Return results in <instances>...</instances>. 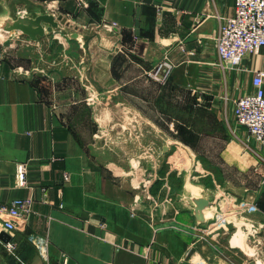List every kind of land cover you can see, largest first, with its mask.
<instances>
[{"label":"crops","instance_id":"obj_1","mask_svg":"<svg viewBox=\"0 0 264 264\" xmlns=\"http://www.w3.org/2000/svg\"><path fill=\"white\" fill-rule=\"evenodd\" d=\"M39 3L18 14H62L79 33L71 39H82L87 53L63 54L52 69L40 71L26 52L22 63L0 57V204L33 199L21 227L8 231L0 222V234L5 231L17 245L10 250L0 237V262L254 264L243 252L244 236L250 226L264 232V151L256 150L244 126H236L240 140L256 156L263 178L254 186L238 185L242 193L236 192L231 206L211 199L215 204L203 210L205 219L195 205L198 198H211L203 188L194 200L181 202L185 211L155 202L153 177L144 183L143 171L128 162L142 155L143 141L114 129L128 126L130 112L144 117L151 110L154 118L159 84L145 80L144 72L163 61L172 64L161 87L167 95L192 83L223 98L234 117L233 100L254 91L253 70L264 68V48L256 57L246 55L240 69L221 64L215 36L222 19L234 15L236 0ZM15 4L0 2L9 12ZM146 123L154 129L155 122ZM150 150L155 155L154 141ZM19 163L27 166L25 185L16 178ZM188 187L191 196L199 186ZM241 201L256 211L236 212Z\"/></svg>","mask_w":264,"mask_h":264},{"label":"rangeland","instance_id":"obj_2","mask_svg":"<svg viewBox=\"0 0 264 264\" xmlns=\"http://www.w3.org/2000/svg\"><path fill=\"white\" fill-rule=\"evenodd\" d=\"M37 1L40 2L14 0L16 4L10 12L25 13L26 10L37 6L36 4H40ZM46 8L47 5L43 6L44 10ZM10 12L0 6V17ZM73 26L61 21L57 29L60 34L53 32L40 37L37 41H29V37L21 32L7 33L0 29V57H10L22 63L26 52L31 56L29 61L32 62L29 63L34 70L40 71L45 67L52 69L56 66L54 59L63 54L87 53L86 45L80 46L84 43L82 39H71L74 37L71 29ZM47 55L51 56V61ZM158 66L159 63L144 72L145 80L157 81L159 84V91L155 93L154 118H151V110H145L149 114L144 113V117L139 113L136 115L130 112L126 121L127 127L123 128L122 125L119 128L114 127L117 131L124 130L127 137L132 135L137 141H143L142 155L137 156L138 158L133 156L128 162H132L140 172L143 171L144 183L151 181L153 177L155 202L164 200L166 204L179 205V209L185 211L186 206L181 202L187 200L189 203L191 198L194 200L197 193L198 195L202 193L200 188H203V193L211 195V198L207 196L209 200L213 199L222 205L231 206L233 200L239 197L236 194L240 191L237 189L238 185L254 186L261 182L263 176L258 171V165H254L256 156L240 140L239 130L236 129L238 122L229 110L226 111L223 98L214 92L202 91L192 83L178 87L175 95L171 92L167 95L161 87L167 86L169 76L158 80L148 74ZM161 75L163 76V72ZM138 122L143 124L139 126ZM146 122H155L154 129ZM152 141L155 144V155L149 151ZM254 141L255 147L258 146L256 150L261 148L264 151L260 143L256 139ZM146 170L147 172L153 170L154 175L146 174ZM189 184L193 187L199 186L191 190V196H187ZM262 195L264 197V191ZM195 205L197 206V203ZM237 205L239 206H235V209H238L236 212L256 211L253 205H247L242 201ZM210 211L212 215L216 214L214 208ZM228 231V234H232L234 229L229 228ZM247 232L245 236L243 232L244 239L247 240V248H243V252H246L254 264H264V232L259 235L254 226H250Z\"/></svg>","mask_w":264,"mask_h":264},{"label":"built area","instance_id":"obj_3","mask_svg":"<svg viewBox=\"0 0 264 264\" xmlns=\"http://www.w3.org/2000/svg\"><path fill=\"white\" fill-rule=\"evenodd\" d=\"M215 44L221 64L231 69L242 68L246 55L256 57L260 54L264 48V0H236L234 15L226 16L220 22ZM171 68V63L163 61L148 74L162 80L169 76ZM252 82L253 92L233 100V113L238 124L244 126L247 133L264 148V68L253 70ZM16 178L20 185L27 183L25 163L17 165ZM32 204L31 197H17L9 203L0 204L3 227L8 231L21 227L32 211ZM6 245L10 250L17 246L12 240Z\"/></svg>","mask_w":264,"mask_h":264},{"label":"water","instance_id":"obj_4","mask_svg":"<svg viewBox=\"0 0 264 264\" xmlns=\"http://www.w3.org/2000/svg\"><path fill=\"white\" fill-rule=\"evenodd\" d=\"M5 7H8V0H0ZM61 21H66L63 15H55L52 12L40 11L33 15L32 13L17 15L16 17L8 14L0 20V29L7 33L21 32L28 36L30 40L37 41L40 37L53 32L58 33L57 29ZM74 37L79 36V33H74ZM197 206L201 210L200 218H207L203 211L211 202L208 198H198L196 200ZM4 241L10 240V235L5 231L0 234Z\"/></svg>","mask_w":264,"mask_h":264},{"label":"bare ground","instance_id":"obj_5","mask_svg":"<svg viewBox=\"0 0 264 264\" xmlns=\"http://www.w3.org/2000/svg\"><path fill=\"white\" fill-rule=\"evenodd\" d=\"M64 15H65V14H64ZM56 34H57V33H56ZM58 34H60V32H58ZM58 34H57V35H58ZM25 37H26V36H25ZM258 143H259V142H258ZM188 180H189V179H188ZM190 192H191V191H190ZM196 193H197V192H196ZM206 193H207V192H206Z\"/></svg>","mask_w":264,"mask_h":264}]
</instances>
